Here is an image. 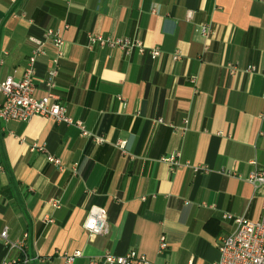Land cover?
Returning <instances> with one entry per match:
<instances>
[{"label": "crops", "instance_id": "1", "mask_svg": "<svg viewBox=\"0 0 264 264\" xmlns=\"http://www.w3.org/2000/svg\"><path fill=\"white\" fill-rule=\"evenodd\" d=\"M87 34L138 40L144 51L89 48ZM39 45L34 95L60 52L58 101L103 141L47 117L0 118V231L26 234L32 264L129 250L153 264H213L218 238L235 227L222 213L260 217L248 176L264 170V0H0V81L20 78ZM176 152L170 168L163 158ZM91 206L105 209L107 233L83 228ZM20 255L0 240V262Z\"/></svg>", "mask_w": 264, "mask_h": 264}, {"label": "built area", "instance_id": "2", "mask_svg": "<svg viewBox=\"0 0 264 264\" xmlns=\"http://www.w3.org/2000/svg\"><path fill=\"white\" fill-rule=\"evenodd\" d=\"M203 35L208 32V26L202 24L199 26ZM46 37L50 39L54 46L60 48L62 40L59 35L51 30L46 32ZM94 43L104 46L117 47L125 54H130L133 50L139 53L144 51V45L138 40H130L129 38L118 37H103L101 35L87 34L86 47H91ZM42 52L41 46H37L28 56L27 64L24 68L22 76L14 79L12 76H6L0 81V93L3 96V102L0 106V118L4 121L15 119L26 121L32 116L38 115L47 117L55 122H64L76 126L80 134L87 137H92L95 142L103 141L100 136H92L91 132L86 130L80 121H74L66 114V108L58 101V96L55 94L56 75L58 71V60L60 52L53 58L51 67L47 72L45 80V93L36 97L34 95V62L36 56ZM160 54L157 47L149 49V55L152 59ZM179 54H174L173 58L177 59ZM228 69L231 72L235 71V66L229 64ZM255 66L248 65L244 71L252 73L255 71ZM124 141L119 140L116 145L123 150ZM38 147L34 144L33 148ZM39 148V147H38ZM179 153L171 154L163 158L168 163L170 168L179 166ZM48 161L54 164L58 169H62L63 165L60 160L54 156H48ZM2 170L0 165V171ZM249 182L253 185L256 193L261 198V214L256 220L246 218L244 215H232L230 213H222L223 219H231L235 224L232 232L220 236L217 241V249L219 253L218 259L213 264H264V170L255 168L248 176ZM50 205L58 207L57 200H50ZM44 221H51L49 216H43ZM83 228L88 232L89 237L97 234H105L108 232L106 221V211L99 206H91L86 213L82 223ZM23 238L19 240H10L7 235L6 228L0 231V240L6 248H15L21 252V255L16 259L2 260L0 264H32L29 257L26 255L23 246ZM166 240L163 236L160 237L158 251L161 252L166 248ZM79 251L65 255L66 263H70L74 257L79 256ZM89 264H153L144 255L135 250H129L122 255H114L110 252H104L102 255L90 260Z\"/></svg>", "mask_w": 264, "mask_h": 264}, {"label": "trees", "instance_id": "3", "mask_svg": "<svg viewBox=\"0 0 264 264\" xmlns=\"http://www.w3.org/2000/svg\"><path fill=\"white\" fill-rule=\"evenodd\" d=\"M58 63H59V61H58Z\"/></svg>", "mask_w": 264, "mask_h": 264}]
</instances>
